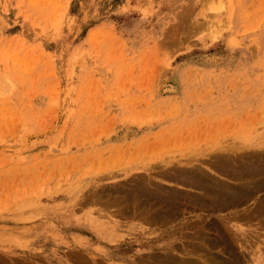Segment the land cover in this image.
I'll return each instance as SVG.
<instances>
[{
    "label": "rangeland",
    "instance_id": "1",
    "mask_svg": "<svg viewBox=\"0 0 264 264\" xmlns=\"http://www.w3.org/2000/svg\"><path fill=\"white\" fill-rule=\"evenodd\" d=\"M0 264H264V0H0Z\"/></svg>",
    "mask_w": 264,
    "mask_h": 264
},
{
    "label": "bare ground",
    "instance_id": "2",
    "mask_svg": "<svg viewBox=\"0 0 264 264\" xmlns=\"http://www.w3.org/2000/svg\"><path fill=\"white\" fill-rule=\"evenodd\" d=\"M194 254V253H193Z\"/></svg>",
    "mask_w": 264,
    "mask_h": 264
}]
</instances>
